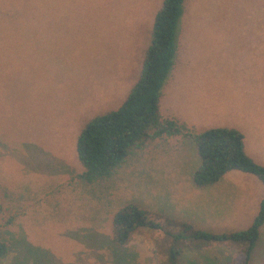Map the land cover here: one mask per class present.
Here are the masks:
<instances>
[{"label":"rangeland","instance_id":"obj_1","mask_svg":"<svg viewBox=\"0 0 264 264\" xmlns=\"http://www.w3.org/2000/svg\"><path fill=\"white\" fill-rule=\"evenodd\" d=\"M160 3L0 0V264L244 263L243 243L173 239L243 230L264 194L237 170L195 187L189 139L148 138L108 177H77L76 135L125 98ZM158 113L191 133L233 127L264 166V0H183ZM129 203L161 227L118 245L111 219ZM258 235L246 264H264V224Z\"/></svg>","mask_w":264,"mask_h":264},{"label":"trees","instance_id":"obj_2","mask_svg":"<svg viewBox=\"0 0 264 264\" xmlns=\"http://www.w3.org/2000/svg\"><path fill=\"white\" fill-rule=\"evenodd\" d=\"M183 0H161L155 12L150 39L138 77L120 105L95 115L79 130L75 139L76 159L82 170L77 175L86 183L108 177L124 160L129 151L148 138L180 135L189 139L193 149L191 180L202 188L215 183L224 173L237 170L255 176L264 188V166L253 161L243 149L242 134L232 127H210L197 133L182 128L175 119H161L158 113L160 88L172 67L176 48V29L182 13ZM161 219L134 204L118 208L111 219V240L122 245L139 228L159 229ZM264 222V194L250 224L243 230L228 234H212L200 229L187 235L175 234L173 239L225 241L243 243L244 263L249 258L261 225ZM168 235L167 230L160 229ZM178 250L169 252L170 260ZM7 246L0 239V260Z\"/></svg>","mask_w":264,"mask_h":264},{"label":"crops","instance_id":"obj_3","mask_svg":"<svg viewBox=\"0 0 264 264\" xmlns=\"http://www.w3.org/2000/svg\"><path fill=\"white\" fill-rule=\"evenodd\" d=\"M232 128H233V127H232ZM238 131H239V130H238ZM239 132H240V131H239ZM240 133H241V132H240ZM241 134H242V133H241ZM262 135H264V132L262 133V130H260V133H259V139H260V140H261V138H263ZM243 139H245V138H243V135H242V140H243ZM260 140H258V141H260ZM243 149H244V148H243ZM259 150H260V152H261L262 154H264V150L261 149L260 144H259ZM244 152H245V151H244ZM245 154H246V153H245ZM251 154H253V153L251 152ZM246 155H247V154H246ZM247 156H248V155H247ZM249 156H251V155L249 154ZM259 196H261V194H260ZM259 198H260V197H259ZM263 224H264V222H263ZM263 224H262V225H263ZM262 225H261V227H262ZM261 227H260V228H261ZM258 234H259V233H258ZM258 237H259V235H258Z\"/></svg>","mask_w":264,"mask_h":264}]
</instances>
